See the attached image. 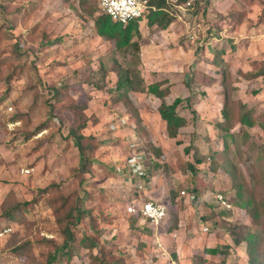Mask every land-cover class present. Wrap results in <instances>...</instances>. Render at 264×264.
<instances>
[{
    "label": "rangeland",
    "instance_id": "1",
    "mask_svg": "<svg viewBox=\"0 0 264 264\" xmlns=\"http://www.w3.org/2000/svg\"><path fill=\"white\" fill-rule=\"evenodd\" d=\"M217 3L202 0L197 13L192 11L194 5H183L177 9L182 18L177 17L158 36L152 37V29L145 28L136 51L127 52L131 62L137 60L140 64L148 83H169L168 103L178 97L186 99L192 89L196 91L192 102L198 116L194 118L187 108L181 110L190 124L181 130L184 143L179 146L169 139L166 123L158 112L161 101L154 96L131 95L142 119L140 126L128 118L122 105L112 104L107 92L116 82L115 74L107 76L105 91H93L87 100L92 82L101 81V62L108 63L111 57L122 61V51L115 42L104 40L94 28V20L101 14L98 0H0V231L12 229L0 239V264H32L30 258L34 256L47 263L42 239H55L62 245L49 199L62 196L77 200L79 219L86 212L75 227L77 236L94 235V228L100 230L99 247L109 252L111 264H248L246 245L233 246L221 221L249 224L250 218L234 207L236 199L228 177L221 170L211 172L210 160L196 163L195 147L204 153L223 150L213 125L221 120L224 69L229 73L228 89L237 87V95L264 119L263 80L249 82L237 72L242 71L247 59L264 56V0H253L252 4L243 0H220V6ZM228 7L247 12L243 29L220 24L217 15L226 13ZM217 35L223 39L220 48H226L229 54L222 57L219 77L211 84L214 68L209 47H217ZM226 40L231 45L237 42L236 53L230 52ZM63 85L80 104L88 101L85 117L100 121L94 125L91 119L86 131L98 137L101 147L93 157L91 172L84 176L76 174L83 169V162L75 141L68 136L74 116L53 100L55 89ZM46 123L50 125L48 130L28 139ZM194 133L198 139L188 153L185 147L192 144L190 135ZM252 133L256 142L264 139L259 127ZM139 148L143 151L137 152ZM150 148L160 149V157L156 158ZM145 152L153 160L149 164H157L152 167L151 178L142 176ZM190 164L196 167L195 173L188 170ZM23 169L32 171L24 175ZM55 183H59V190L40 196L42 190ZM134 189L159 199H170L174 192L179 199L169 203L164 223L152 226L141 220L153 229V236L130 228L127 206L118 213L102 206L101 199L126 202L130 199L127 193L138 195ZM215 193L225 197V205L217 201ZM142 203L145 201L136 205ZM208 203H220L233 215L203 220L213 212ZM25 204L28 206L20 207ZM8 213H13L12 219ZM28 244L33 246L22 254L16 252ZM210 249L221 253L211 254ZM89 261L88 251L82 250L69 264Z\"/></svg>",
    "mask_w": 264,
    "mask_h": 264
},
{
    "label": "trees",
    "instance_id": "2",
    "mask_svg": "<svg viewBox=\"0 0 264 264\" xmlns=\"http://www.w3.org/2000/svg\"><path fill=\"white\" fill-rule=\"evenodd\" d=\"M201 1L196 0L194 7H191L193 12L197 13L199 11ZM211 1L206 0V3L210 4ZM243 1L246 4H252L253 0ZM184 4V0H178V4L176 5L183 6ZM177 9L172 7L167 0H151V9L146 14L148 26L153 32L167 30L179 16ZM229 17L236 24H240L247 17V12L245 10L236 11L232 9L229 11ZM140 21L141 19L128 24L115 22L102 10L101 14L96 17L94 20L96 33L106 41L115 42L117 49L122 51V61L116 57H111L109 59L110 62L108 61L109 65L106 61L101 62L99 69L101 81L92 82V89L87 94V100L92 98L91 94L93 91H105L107 89V76L113 73L116 76V82L107 92L110 95L112 104L122 105L128 114V118L135 120L136 125L140 126L142 119L133 103L131 95L133 93H147L154 96L161 101L158 112L166 123L169 139L174 140L180 146L184 143V135L181 133V130L190 124L189 119L181 115V110L187 108V110L192 112L194 118L198 115L197 111L193 108L194 103L192 102V98L196 96V91L192 89L189 97L186 99L178 97L171 103H168L167 98L171 95L169 83L167 81L148 83L143 78L139 68L140 64L137 60L131 62L127 58V52L129 50L136 51L137 44L142 40ZM209 32H212V29H209ZM44 36L47 38L46 33H44ZM59 42H61L60 39ZM47 43L51 44L52 42L47 40ZM214 62L219 65L223 64L221 54L216 55ZM250 66L252 70L248 73H241L242 76L249 81L263 78L264 82V60H252ZM222 74V86L225 88V91L223 93L221 120L214 123L213 126L217 132L218 139L222 143L223 150H210L204 153L201 148L195 147L197 151H195L197 153L196 163L202 164L210 160L208 168L211 172L217 174L221 170L228 177L230 190L234 192L236 199L234 207L246 212L250 218V223L224 224L223 221L221 223L223 226L225 225L224 228H226V233L231 238L233 246L240 247L243 244L246 245L248 264H261V260L264 258V139L256 142L252 130L259 127L264 135V119L261 116H257L256 110L253 107L250 108L237 95V87L228 89L229 73L227 69H224ZM189 86L191 87V84ZM53 98L55 104L60 105L59 108L70 112L74 116V121L69 127L68 136L75 141L83 162V169L77 170L76 174L84 176L91 172L94 164L93 157L101 147L98 137L94 134H87L86 131L90 127L91 119H93L92 123L94 125L98 123L99 119L97 117L95 119L93 116L85 117L88 101L83 104L77 102L74 97H71V92L66 85L57 87ZM65 102L66 105H62ZM122 117L124 116L122 115ZM49 128L50 125L48 123L41 125L33 134L28 136V139L37 136ZM190 139L192 144L185 147V151L188 153L194 149L193 143L198 139V135L194 133L190 135ZM43 143L44 141H41L40 146ZM150 149L152 150V148ZM140 151H143V149L139 148L137 150V152ZM152 151L156 158L160 157L162 153L160 149ZM143 156L142 164L145 167V171L148 170L144 171V175L142 176L151 178L152 167L153 165L156 167L157 164H149L152 159L149 160L146 152ZM188 170L195 173L196 167L190 164ZM57 184L59 183L49 185L40 192V196L54 194V192H51L52 190L60 189V185ZM61 198L49 199L50 208L53 210L55 217L54 225L58 228V236L62 238V245L55 239H42V245L47 249V253L45 254L47 259L46 264H69L75 257H78L82 250L88 251L89 264H111L108 261L109 252L106 251L105 247H99V242H101L102 238L101 231L94 228V235L83 234L81 237H78L75 227L80 225L77 222L86 216V212H83L79 219L76 215L79 211L77 200L73 199V196H62ZM176 198L175 193L172 192L171 199L174 200ZM101 200L102 206H105L107 200ZM208 205L213 208V212L209 216H203V220H212L219 215L221 217L233 215V211L230 208L223 207L220 203L215 205L208 203ZM26 206L28 205H21L20 207ZM12 215L13 213H8L7 217L12 219ZM141 220L150 224V221L144 219L141 215H130V228L153 236V229L141 223ZM176 225L177 222L173 225V231H176ZM31 246L33 245H23L16 252L22 254ZM96 250H98L97 253L95 252ZM210 252L214 255L221 253L219 249H210ZM30 260L32 264H45V261H42L40 256L31 257Z\"/></svg>",
    "mask_w": 264,
    "mask_h": 264
},
{
    "label": "built area",
    "instance_id": "3",
    "mask_svg": "<svg viewBox=\"0 0 264 264\" xmlns=\"http://www.w3.org/2000/svg\"><path fill=\"white\" fill-rule=\"evenodd\" d=\"M186 8L192 7L196 0H184ZM100 9L115 22L128 24L146 17V14L151 9V0H98ZM31 169H23L24 175H29ZM217 201L225 205L226 201L222 194L216 196ZM130 215H141L144 219L149 220L152 225H160L168 217V208L164 205L154 202H145L137 205H132L127 208ZM11 228H6L0 231V239L5 238Z\"/></svg>",
    "mask_w": 264,
    "mask_h": 264
},
{
    "label": "crops",
    "instance_id": "4",
    "mask_svg": "<svg viewBox=\"0 0 264 264\" xmlns=\"http://www.w3.org/2000/svg\"><path fill=\"white\" fill-rule=\"evenodd\" d=\"M168 1V3L172 6V7H174V8H182V6H177L176 4H178V0H167ZM216 1H218V3H217V5L218 6H220V5H222V3H220V0H216ZM231 7V6H230ZM230 7H228V9H227V11H226V13H224L223 15H222V13H221V15H220V13H218L219 15H217L218 16V20H219V22H221L220 24H224V26H227V27H232V26H238L239 28H241V29H243L244 28V25L246 24V22H245V20L242 22V23H240V24H236L235 22H233L231 19H230V17H229V11L231 10L230 9ZM218 12H221V11H218ZM179 16V18H182L181 17V15L180 14H178ZM142 21H144V22H142V23H144L145 25H143V27L141 26L142 25V23H141V25H140V32H141V34H142V39H143V34H144V29L145 28H147L148 29V24H147V19H146V17L144 18V20H142ZM176 21H177V19H176ZM175 21V22H176ZM174 22V23H175ZM173 23V24H174ZM172 24V25H173ZM171 25V26H172ZM170 26V27H171ZM169 27V28H170ZM217 30V29H216ZM166 31V30H165ZM165 31H151V33H152V37H154V36H158L161 32L163 33V32H165ZM229 35V37L231 38V36H232V34H228ZM217 40V44H216V46L217 47H211V49H209V52H211L212 54H213V59H212V63H213V68H214V75H212L213 77H211V79H212V82H211V84H213L214 82H215V80H217V77H219V71H220V67H222V65L223 64H221V65H219V64H215V57H216V55L218 54V55H220L221 54V60H223L222 59V57H226L228 54H229V52H228V50L225 48V49H221L220 48V46H221V42L223 41V39H221V37L219 36V35H217V38H216ZM224 42H227V45L228 44H230L231 43V41H224ZM233 43V42H232ZM230 47H231V49H230V52L231 53H233V52H237L238 51V47H237V42H235V44L233 43L232 45L230 44ZM235 52V53H236ZM252 60H264V56L263 57H251V58H249V59H247L244 63H242V66L243 67H241V69H242V71H237V72H239L240 74L241 73H248V72H250L251 70H252V68H251V66H250V62L252 61ZM242 76V75H241ZM243 79L244 80H246L244 77H243ZM259 79H261V80H263V78H258V79H255V80H259ZM202 81V80H201ZM246 81H249V80H246ZM251 81H253V80H251ZM251 81H249V82H251ZM263 82V81H262ZM152 83V82H151ZM264 83V82H263ZM215 85V84H214ZM221 85H222V83H221ZM195 91V90H194ZM197 94V93H196ZM245 102V101H244ZM246 103V102H245ZM222 105H223V103H222ZM250 108H252L253 106H251V105H248ZM196 110V109H195ZM197 114H198V112H197ZM198 116V115H197ZM220 116H221V113H220ZM208 123H210V122H208ZM128 190H130V192H131V187L130 188H128ZM133 191H135L138 195H136V194H134V196H133V193H127L126 195L130 198V199H127V201L126 202H123V201H125L126 199H121L120 201H110L109 200V202L107 201L106 202V204H105V206H107L108 207V209H110V210H112V212H116V213H118L119 212V210L121 209V207H123L124 205L125 206H127V207H129V206H132V205H136V203L138 204L141 200H144L145 202H154V203H157V204H161V205H164V206H166L168 209H169V203L170 204H172V203H176L177 201H179V199L178 198H176V199H174V200H172L171 199V197H170V199H159V198H154V196H145L144 194H142V192L141 191H139V190H137V189H134ZM139 192V193H138ZM215 195H218V193H215ZM144 197V198H143ZM224 197V196H223ZM139 198H141V199H139ZM143 198V199H142ZM224 199H225V197H224ZM125 203H127V204H125ZM219 204V203H218ZM128 212V211H127ZM129 214V213H128ZM130 215V214H129ZM168 215H169V210H168ZM168 218V217H167ZM166 221V219L162 222V223H164ZM161 223V224H162ZM150 225H152V224H150ZM152 226H155V225H152ZM158 226V225H157ZM138 232V231H137ZM155 235V234H154Z\"/></svg>",
    "mask_w": 264,
    "mask_h": 264
}]
</instances>
